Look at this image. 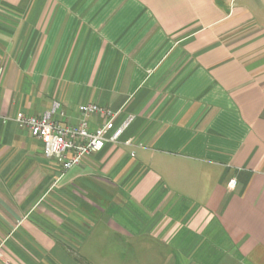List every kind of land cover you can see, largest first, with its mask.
I'll return each mask as SVG.
<instances>
[{
	"label": "crops",
	"instance_id": "crops-1",
	"mask_svg": "<svg viewBox=\"0 0 264 264\" xmlns=\"http://www.w3.org/2000/svg\"><path fill=\"white\" fill-rule=\"evenodd\" d=\"M0 69V264H264V0H0ZM55 104L134 119L62 174Z\"/></svg>",
	"mask_w": 264,
	"mask_h": 264
},
{
	"label": "built area",
	"instance_id": "built-area-1",
	"mask_svg": "<svg viewBox=\"0 0 264 264\" xmlns=\"http://www.w3.org/2000/svg\"><path fill=\"white\" fill-rule=\"evenodd\" d=\"M3 70L0 69V76ZM59 104H55L52 112L41 117L19 116L14 119L16 124L27 130L30 135L43 145L44 156L56 162L62 174L74 166H79L85 159L103 150L107 142L116 143L131 124L134 117L128 116L123 124L109 135L115 120L121 111L114 112L97 104H85L79 107L82 118L76 124L63 123L55 119ZM98 116L104 119L102 125L91 129L89 118ZM60 117L64 113L60 112ZM236 180L232 179L228 187L234 189ZM0 251V259L2 258Z\"/></svg>",
	"mask_w": 264,
	"mask_h": 264
}]
</instances>
